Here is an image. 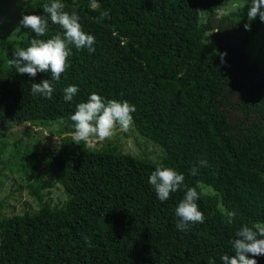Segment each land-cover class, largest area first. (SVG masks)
<instances>
[{
	"label": "trees",
	"instance_id": "16d2710c",
	"mask_svg": "<svg viewBox=\"0 0 264 264\" xmlns=\"http://www.w3.org/2000/svg\"><path fill=\"white\" fill-rule=\"evenodd\" d=\"M48 2L24 8L21 18L46 15L42 5ZM61 2L79 15L82 31L95 37V51L71 46L68 68L59 81L51 80V99L30 90L33 82L50 80V72L19 74L8 63L14 51L7 52V65L0 67V128L74 123L76 105L96 93L135 105L134 129L163 155L152 163L83 142L47 152L45 163L55 170L65 198L56 204L46 197L51 178L27 183L36 206L0 214V264H208L210 257L220 264L221 255H234L229 241L239 228L264 224V58L250 51L263 22L259 16L248 20L251 0ZM200 12L206 13L202 21ZM62 31L50 20L43 37L23 27L21 48ZM220 53H226L224 63ZM71 85L78 92L65 101L64 89ZM25 152L22 159L32 156ZM201 159L206 166H199ZM23 165L35 167L24 159ZM157 167L177 170L197 189L204 223L187 231L176 227L175 208L184 192L160 201L148 183ZM221 206L236 212L233 223H226ZM249 256L264 264V255Z\"/></svg>",
	"mask_w": 264,
	"mask_h": 264
},
{
	"label": "clouds",
	"instance_id": "9594fccd",
	"mask_svg": "<svg viewBox=\"0 0 264 264\" xmlns=\"http://www.w3.org/2000/svg\"><path fill=\"white\" fill-rule=\"evenodd\" d=\"M91 3L95 6L96 0H91ZM42 9L46 15H24L19 22L20 25L29 28L35 33V37H43L48 32L50 20L52 24L60 26L62 33L58 32L47 40L33 38L29 47L14 51L8 63L17 73L27 74L33 78L39 72H50V80L33 82L30 90L33 95L51 99L54 91L51 80L59 81L61 74L68 68V57L72 54L71 46L77 49L86 48L89 52H94L95 37L82 31L79 15L75 11L71 13L65 11V5L61 0H49L48 3L42 5ZM107 14L103 12L101 15L106 16ZM247 16L249 21L259 16L264 22V0H251ZM244 27L250 30L249 24L246 23ZM219 55L221 63H224L226 53ZM77 92L78 88L75 85L66 87L64 100L71 101ZM135 110V105L126 100H105L102 96L92 93L87 102L76 105V110L70 117L74 122L72 140L77 145L83 142L87 147L93 148L98 142L113 137L117 126L122 131H127L133 124L132 113ZM206 165V160L199 161V166ZM192 174H197V167L192 168ZM148 183L153 186L156 196L162 202L168 200L171 193L184 192L183 198L175 208L178 229L187 231L190 224L204 223V214L197 203L200 194L196 188L185 184V177L182 173L171 167H157L149 176ZM221 207L226 223H233L236 219V212ZM235 235L236 238L229 241L234 255H221L220 264H257V260L250 258L249 254L251 257L264 255V224L256 223L251 227L245 224ZM85 240L91 246L87 237ZM208 264H216L215 257H210Z\"/></svg>",
	"mask_w": 264,
	"mask_h": 264
},
{
	"label": "rangeland",
	"instance_id": "374dc122",
	"mask_svg": "<svg viewBox=\"0 0 264 264\" xmlns=\"http://www.w3.org/2000/svg\"><path fill=\"white\" fill-rule=\"evenodd\" d=\"M47 1L49 0H0V67L7 65L5 57L7 52L21 48L23 27L19 22L22 19L23 9L35 3ZM236 3L237 1L228 2L225 8L218 10V13L234 8ZM205 15L206 13L200 12V21ZM254 40L250 45V51L254 54H250L262 61L264 58V22ZM205 42L208 48L212 47L213 43L209 34H205ZM260 47L262 49L258 51ZM247 48L249 50V46ZM73 131L74 123L68 120H58L48 124L8 123L0 128V214L2 216L9 217L36 206V201L29 194L26 185L33 183L38 176L45 182L48 178L53 180V185L44 191H48L46 197L52 203L60 204L65 194L60 183L55 180V170L45 163L46 153L68 151L77 147L78 145L72 140ZM111 147L152 163H158L163 155L161 148L139 135L133 125L127 131H122L117 126L113 137L98 142L91 149ZM26 150L32 156L23 158L24 163H27L29 167H35H24L21 154L26 155ZM43 169L49 171L47 176L41 174ZM260 177L264 181V173ZM202 190L210 192L206 186H203Z\"/></svg>",
	"mask_w": 264,
	"mask_h": 264
}]
</instances>
